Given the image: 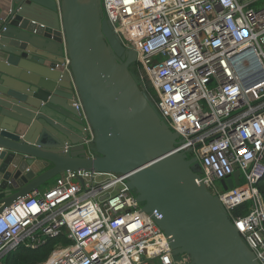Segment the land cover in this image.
<instances>
[{
    "label": "built area",
    "instance_id": "1",
    "mask_svg": "<svg viewBox=\"0 0 264 264\" xmlns=\"http://www.w3.org/2000/svg\"><path fill=\"white\" fill-rule=\"evenodd\" d=\"M175 151L201 167L239 236L264 264V0H101ZM68 70L69 60L65 58ZM74 106L82 110L81 102ZM86 140L92 147V133ZM240 171V185L220 181ZM127 175L65 172L0 214V264L62 241L42 264H186L142 210ZM244 181V182H243ZM248 204L247 212L234 210ZM55 244V243H54Z\"/></svg>",
    "mask_w": 264,
    "mask_h": 264
},
{
    "label": "water",
    "instance_id": "2",
    "mask_svg": "<svg viewBox=\"0 0 264 264\" xmlns=\"http://www.w3.org/2000/svg\"><path fill=\"white\" fill-rule=\"evenodd\" d=\"M136 59L101 0H0V214L65 172L123 174L172 256L259 264L190 150L175 151L177 134L129 70ZM240 182L237 170L220 186Z\"/></svg>",
    "mask_w": 264,
    "mask_h": 264
},
{
    "label": "trees",
    "instance_id": "3",
    "mask_svg": "<svg viewBox=\"0 0 264 264\" xmlns=\"http://www.w3.org/2000/svg\"><path fill=\"white\" fill-rule=\"evenodd\" d=\"M256 187L264 201V180L259 181ZM247 208H248V204H244L239 208L235 209L234 213L235 215H243L247 212ZM44 247L39 248L37 250H31L28 248L21 247L15 252H12L8 256V258L6 259V263L7 264H42L48 259V256L50 254L44 251Z\"/></svg>",
    "mask_w": 264,
    "mask_h": 264
},
{
    "label": "rangeland",
    "instance_id": "4",
    "mask_svg": "<svg viewBox=\"0 0 264 264\" xmlns=\"http://www.w3.org/2000/svg\"><path fill=\"white\" fill-rule=\"evenodd\" d=\"M133 65V68H134V72H136V68H135V64H132ZM56 178V177H55ZM55 178H53V179H51L49 182H47V183H50V182H54L55 181ZM244 182V181H243ZM44 186V185H43ZM42 186V187H43ZM50 187V186H49ZM48 188V187H47ZM46 188V189H47ZM55 243V244H54ZM63 243L64 242H62V241H58V242H53V243H48L47 245H46V247H44V251L45 252H47V253H50V251H51V249L52 248H54V247H56V246H58L59 244H62L63 245ZM64 245H66V243H64ZM9 256V255H8ZM8 256H6L5 258H4V261L6 262V259L8 258Z\"/></svg>",
    "mask_w": 264,
    "mask_h": 264
},
{
    "label": "crops",
    "instance_id": "5",
    "mask_svg": "<svg viewBox=\"0 0 264 264\" xmlns=\"http://www.w3.org/2000/svg\"><path fill=\"white\" fill-rule=\"evenodd\" d=\"M53 183H54V182L47 183V184H45L43 187L39 188V190H40V191L45 190L47 187L51 186ZM0 198H1V196H0Z\"/></svg>",
    "mask_w": 264,
    "mask_h": 264
},
{
    "label": "flooded vegetation",
    "instance_id": "6",
    "mask_svg": "<svg viewBox=\"0 0 264 264\" xmlns=\"http://www.w3.org/2000/svg\"><path fill=\"white\" fill-rule=\"evenodd\" d=\"M129 70L135 75L133 65H131V66L129 67Z\"/></svg>",
    "mask_w": 264,
    "mask_h": 264
},
{
    "label": "bare ground",
    "instance_id": "7",
    "mask_svg": "<svg viewBox=\"0 0 264 264\" xmlns=\"http://www.w3.org/2000/svg\"><path fill=\"white\" fill-rule=\"evenodd\" d=\"M48 264H50V263H48Z\"/></svg>",
    "mask_w": 264,
    "mask_h": 264
}]
</instances>
